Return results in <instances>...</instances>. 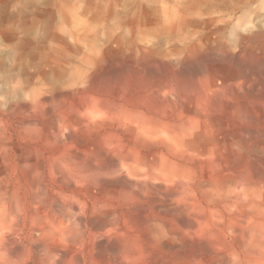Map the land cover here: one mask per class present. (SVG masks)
Wrapping results in <instances>:
<instances>
[{"label":"rangeland","instance_id":"obj_1","mask_svg":"<svg viewBox=\"0 0 264 264\" xmlns=\"http://www.w3.org/2000/svg\"><path fill=\"white\" fill-rule=\"evenodd\" d=\"M0 264H264V0H0Z\"/></svg>","mask_w":264,"mask_h":264},{"label":"bare ground","instance_id":"obj_2","mask_svg":"<svg viewBox=\"0 0 264 264\" xmlns=\"http://www.w3.org/2000/svg\"><path fill=\"white\" fill-rule=\"evenodd\" d=\"M53 211V210H52ZM64 214V213H63ZM61 219V218H60ZM52 246V245H51ZM69 246V245H68ZM75 246V245H74ZM70 248V247H69ZM8 249V248H7ZM65 251V250H64ZM20 253V252H19ZM60 253V252H59ZM65 260V259H64ZM56 262V261H55Z\"/></svg>","mask_w":264,"mask_h":264}]
</instances>
